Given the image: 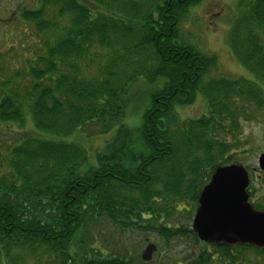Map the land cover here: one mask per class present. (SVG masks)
<instances>
[{
    "label": "trees",
    "instance_id": "16d2710c",
    "mask_svg": "<svg viewBox=\"0 0 264 264\" xmlns=\"http://www.w3.org/2000/svg\"><path fill=\"white\" fill-rule=\"evenodd\" d=\"M199 1L20 7V43L30 55L17 67L0 53V125L23 129L0 154V264L137 263L124 249L103 251L92 227L109 220L122 230H171L163 216L196 199L217 166L240 161L243 123H264V0L240 3L227 35L250 79H205L215 56L180 34ZM139 77L153 89L134 132L121 121ZM197 94L205 112L179 118L176 106ZM115 124L93 158L68 139Z\"/></svg>",
    "mask_w": 264,
    "mask_h": 264
},
{
    "label": "rangeland",
    "instance_id": "374dc122",
    "mask_svg": "<svg viewBox=\"0 0 264 264\" xmlns=\"http://www.w3.org/2000/svg\"><path fill=\"white\" fill-rule=\"evenodd\" d=\"M242 2H245V0H200L181 21L180 34L182 37L216 58V68H212L205 79L221 75L246 79L253 76L250 70L236 58L227 43L231 22L238 15L239 8H241L240 3ZM34 4V0H0V53L2 54L3 63H7V65L20 67L25 58L30 55V52L23 48V43H20L23 40L24 33L16 21L19 17L20 7L30 8ZM20 44L22 57L18 53ZM152 89L153 84L143 77H139L128 87L121 122L134 132L140 126L143 112L150 103L149 93ZM176 112L181 119L196 118L205 112L204 98L201 94H197L191 103L176 106ZM243 124V136L247 138V143L244 145V151H240L238 154V158L240 159L239 163L249 169L250 167H257L258 156L264 153V123L247 121ZM116 127L117 124L113 125L112 129L106 133H99L89 128H84V130L79 128L68 139L80 143L86 148L90 157L93 158L96 150H100L105 142L107 143L113 136ZM26 128L29 131L34 129L29 118H27ZM22 131L23 129L18 126L0 125V154H5L8 151L9 145L16 142ZM258 174L259 176H256V173L253 172L251 178L253 177L257 182L263 180L264 172ZM189 206L190 204L185 202L177 204L175 211H171L167 217L163 216L162 224L165 223L167 227L175 228V230L190 228L195 208H189ZM186 207L189 210H186ZM158 222L159 220H157ZM92 229L103 251L124 249L130 257L136 258L138 263L143 262L140 253L150 240L152 242L161 241L159 239L161 237L156 231L122 230L109 220H103V223L93 226ZM187 243H191V241L186 239V242L182 243L174 238L166 250L170 253L177 251L180 253L179 255H182ZM161 246L164 247L165 245L162 244ZM162 252L163 250H161ZM156 260L157 254H153L150 261L156 262Z\"/></svg>",
    "mask_w": 264,
    "mask_h": 264
},
{
    "label": "water",
    "instance_id": "95a60500",
    "mask_svg": "<svg viewBox=\"0 0 264 264\" xmlns=\"http://www.w3.org/2000/svg\"><path fill=\"white\" fill-rule=\"evenodd\" d=\"M264 170V153L258 156ZM249 182L246 168L239 163L217 166L198 197L192 229L199 238L215 244L264 243V212L256 211L247 202ZM155 245L149 243L141 253L150 259Z\"/></svg>",
    "mask_w": 264,
    "mask_h": 264
},
{
    "label": "flooded vegetation",
    "instance_id": "af4514ba",
    "mask_svg": "<svg viewBox=\"0 0 264 264\" xmlns=\"http://www.w3.org/2000/svg\"><path fill=\"white\" fill-rule=\"evenodd\" d=\"M253 172L256 173V176H259L258 173L264 171L258 167H250L248 169L249 182L245 190L247 202L256 211L264 212V179L257 182L253 177L251 178ZM189 204V208L194 207L196 210L198 199L190 200ZM186 210H189L188 207H186ZM191 224L190 228L186 229L178 228V230H175L173 228L164 232H157L161 237L159 238L161 241H149L156 245L155 252L153 253L157 254L156 262L150 261L153 256L152 254L150 262L144 261L133 264H264V243L257 244L247 241L246 243L215 244L212 241L199 238L197 232L192 229ZM174 238H177L182 243L186 242V239L191 241V243L186 244L188 247L185 246L186 248L182 251V255H179L180 253L177 251L170 253L166 250ZM162 244L165 246L162 247ZM161 250L164 253H161Z\"/></svg>",
    "mask_w": 264,
    "mask_h": 264
}]
</instances>
